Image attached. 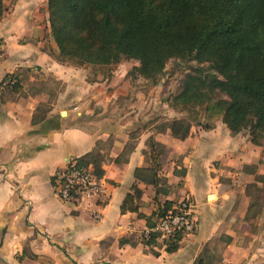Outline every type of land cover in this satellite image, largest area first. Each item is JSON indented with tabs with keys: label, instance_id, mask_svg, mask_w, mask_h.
<instances>
[{
	"label": "crops",
	"instance_id": "1",
	"mask_svg": "<svg viewBox=\"0 0 264 264\" xmlns=\"http://www.w3.org/2000/svg\"><path fill=\"white\" fill-rule=\"evenodd\" d=\"M47 2L18 0L0 21V264H264V231L245 242V222L237 223L249 199L237 192L234 170L255 162L247 153L251 143L237 148L223 123L192 128L184 141L169 128H146L155 114L172 117L166 101L154 96L163 88L130 80L128 60L107 68L60 63ZM11 75L20 82L18 94L7 86ZM151 138L169 152L159 174L170 192L159 202L189 197L199 220L173 254L164 241L149 247L143 239L149 227L139 214L151 217L159 208L155 189L135 178L136 170L150 167ZM92 153L100 160L104 196L61 200L56 174ZM135 186L139 214H123Z\"/></svg>",
	"mask_w": 264,
	"mask_h": 264
},
{
	"label": "trees",
	"instance_id": "2",
	"mask_svg": "<svg viewBox=\"0 0 264 264\" xmlns=\"http://www.w3.org/2000/svg\"><path fill=\"white\" fill-rule=\"evenodd\" d=\"M51 38L60 63L106 67L123 60L136 61L132 72L145 80H156L172 60L196 62L195 75L187 78L174 103L184 107H206L221 115L232 135L248 130L250 142L264 143V0H48ZM7 12L0 0V21ZM210 65L211 71L202 68ZM7 86L18 94L21 85L14 75ZM174 138L186 140L192 125L174 120L167 126ZM203 129L211 130V126ZM150 167L138 169L136 181L155 189L158 210L151 217L139 214L137 186L124 201L122 213H138L156 228L178 203L159 202L170 192L160 176L162 149L149 140ZM79 169L92 166L102 177L99 157L92 153L75 159ZM176 173V171H175ZM159 233L150 232L144 243L157 245ZM186 236L177 232L165 239L173 254ZM197 264H206L202 259Z\"/></svg>",
	"mask_w": 264,
	"mask_h": 264
},
{
	"label": "rangeland",
	"instance_id": "3",
	"mask_svg": "<svg viewBox=\"0 0 264 264\" xmlns=\"http://www.w3.org/2000/svg\"><path fill=\"white\" fill-rule=\"evenodd\" d=\"M17 1L18 0H7V11L12 8L17 3ZM57 56L58 54H56V57ZM128 61L123 60L119 64L128 63ZM67 63L78 67L77 62L75 61ZM119 64L112 65V67H117ZM132 64L139 65V63L136 61L129 62V79L133 81L135 79L147 81V84H149L151 89H154V87L163 88L161 93L155 92L154 96L157 95L159 97V102H161V100L166 101L171 110V119L166 117L165 121V118L159 119V117L155 114L148 121H146V128L152 127L154 125L155 128H158L159 131H162V129H167V126H169L170 123L174 120H185L192 125V128H200L203 131H207L203 129L205 126H211L212 128L221 126V124L223 123L222 116L219 114L211 115L212 113L205 111L206 107L186 108L181 104L174 103V98L182 92L187 78L195 75L194 71L198 67L196 62L172 60L167 64L163 74H161L154 81L145 80L141 77L136 76V74H133L132 70L134 67H132ZM201 67L208 71H211V66L208 64L202 65ZM105 68H107V66ZM52 84L57 89L59 88L56 82H53ZM157 114H159V111L157 112ZM139 133L140 130L133 132L132 138H137ZM233 136L238 138L236 141L237 148L239 143L243 144L241 145L242 148H245V145L247 146V142H250L248 130H244L242 133ZM131 142V144H133V141ZM147 144L149 148V141ZM251 146V152H247V150L244 152H247L251 156V158L256 159L255 162L250 163L249 165L244 164L242 165V167H240L241 169L234 170L236 174H240L237 175V178H240L239 183L241 184L239 187H237V192L245 191V195L249 199L248 213L245 219L240 218V223L239 221L237 222L238 224H240V226L245 222V225L241 229L243 230L242 240L244 237L245 242H247L248 240H252L251 236L259 235V228L264 231V143L262 147L254 146L252 143ZM161 151L162 157H169V152L167 150L162 149ZM242 171L247 175L241 174ZM227 180L230 182L229 185L233 187L232 179ZM239 183L237 185H239ZM238 194L240 195L241 193ZM221 248V245L216 246L217 251H220Z\"/></svg>",
	"mask_w": 264,
	"mask_h": 264
},
{
	"label": "built area",
	"instance_id": "4",
	"mask_svg": "<svg viewBox=\"0 0 264 264\" xmlns=\"http://www.w3.org/2000/svg\"><path fill=\"white\" fill-rule=\"evenodd\" d=\"M2 49L0 47V59ZM53 188L57 196L70 202L82 199H100L104 196V183L98 177L92 167L79 169L74 160H69L64 170L59 171L54 179ZM165 217L159 219L153 230H148L143 239H148L150 232L160 234L157 240L164 241L177 232L183 233L186 237L196 233L198 229V216L194 211L191 198L185 197L174 206Z\"/></svg>",
	"mask_w": 264,
	"mask_h": 264
}]
</instances>
